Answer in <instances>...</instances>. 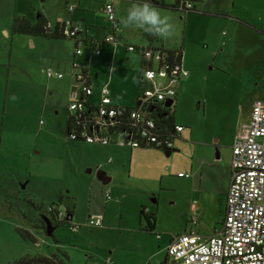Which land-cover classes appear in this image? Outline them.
Returning a JSON list of instances; mask_svg holds the SVG:
<instances>
[{"label":"rangeland","instance_id":"rangeland-1","mask_svg":"<svg viewBox=\"0 0 264 264\" xmlns=\"http://www.w3.org/2000/svg\"><path fill=\"white\" fill-rule=\"evenodd\" d=\"M5 1L7 7L2 10L3 16L0 15V23H8L9 30L7 34L0 32V264H11L25 256H48L58 252L65 253L67 264H105L108 260L110 264H156L150 257L158 244L156 235L148 236L146 241H136L124 230L133 224L123 216L121 206H117V194L125 196L127 204L134 202L133 193L124 185L129 180V155L127 167H123L112 182L103 184L97 179V165L91 167L89 159L96 157L91 146L100 144L67 139L66 121L73 88L65 86L66 79L48 78L45 70L58 71L55 69L59 63L58 54H64L62 59L67 74L75 72L72 66L74 40H70L71 46L66 51L57 49L55 55L45 49L33 52L27 42L30 38L12 30L13 20L23 17L30 8L31 19L37 16L34 8L44 6L48 13H55L57 0H27L25 8L21 5L24 0H18L19 8L8 7L10 0ZM86 1L91 8L94 3L95 8L105 9L106 0ZM117 1L120 3L116 4L117 12L123 21L127 10L132 7L128 2L133 1ZM234 1L237 0H201L196 4L197 14H188L186 19H182L179 11L165 9L159 12L162 18H167L170 31L167 36L158 38L171 48L182 46L186 39L185 57L194 68L193 89L182 97L179 106L171 108L175 110L176 122L186 125L183 135L190 132L187 123L198 117L195 103L208 101L209 105L214 104L209 112L221 103L230 108L229 114L237 112L246 116L249 103L252 106L254 101H264V30L259 29L263 25L256 17L252 21L255 27L250 29L256 36L249 31L231 28L234 18L247 13L232 9ZM172 3L175 4V0ZM104 12L105 15L106 9ZM122 21L117 24L118 33H124L130 40L141 33V29L134 26L125 27ZM108 26L111 29L110 22ZM241 33L243 37H240ZM80 47L83 55H78L76 60L82 57L90 63L99 58L91 57L90 47ZM103 50L104 56L123 59L124 47L112 52ZM254 50L258 51L257 57L252 53ZM126 57L129 58L126 62L128 68L132 64L136 66V55L131 53ZM117 68H120L118 64ZM147 87L148 83L138 85L129 95L114 90V100L121 106L133 107L135 97L142 96ZM197 120L198 126L203 128L205 121ZM230 122L232 128L227 137L223 129L217 131L223 142L230 140L235 126L238 130L235 140L242 139L243 133L248 132L244 123L237 121L234 125L233 121ZM112 140H117V136ZM181 156L182 163L190 157L184 151ZM153 189L159 191L154 185ZM108 193L110 201L105 198ZM158 195L162 202L168 200L167 190H160ZM52 206L65 217L68 210L74 211L71 223L77 226L76 232L68 222L57 224L55 216L49 212ZM104 208V225L90 226L89 215H98ZM43 216L57 225L53 239L41 227ZM160 226L170 228L165 220L160 221ZM26 232L34 240L25 239L23 233ZM162 234L166 238L165 232Z\"/></svg>","mask_w":264,"mask_h":264},{"label":"crops","instance_id":"crops-1","mask_svg":"<svg viewBox=\"0 0 264 264\" xmlns=\"http://www.w3.org/2000/svg\"><path fill=\"white\" fill-rule=\"evenodd\" d=\"M131 1L133 2L125 0V2H128L132 6L144 0ZM172 1L163 0L168 6L166 8H161L153 4L152 7L158 12L165 11V9L179 11L183 15L182 19H186L188 14H197L196 10L181 9L180 0H175V4ZM26 2L27 0L22 2L21 5L23 8L27 6ZM57 3L58 9L55 13H48L43 6L41 9H33L34 12H37V16L35 18L33 17V19L30 17L31 8L24 14V18H17L26 19L35 26L39 23L42 24L44 21L50 23L61 21L71 22L73 27L80 30V35L74 40L75 53H73V59L75 60L72 66L75 72H71V76L67 74L66 63L62 59V55L64 54H58L59 63H56L57 68H55L58 71H53L62 73L64 77L62 79L51 77L56 78V80H67L65 86L70 85V88H73L70 99L73 92L78 88L76 77L80 73L86 74V79L93 90L90 100L94 104L99 102L101 90L105 86H108L110 89L113 103L121 106L114 100V90H119L120 94L125 93L129 95L134 93L138 85H145L146 82L143 80V72L147 66V62L150 60L140 51H130L129 47L149 51H159L161 49L165 51H178L179 58L176 64L184 67L189 72V76L179 83L173 106H179L183 101L182 97L193 89V80H191V77L194 68L187 62L185 57L184 48L186 39L182 46H174L171 48V46H167L165 41L158 38V36L141 30L140 34L135 35L130 40L131 38L124 33L120 34L117 32V24L122 21V15L119 16L117 12L116 4H120L117 0L104 1L105 9L108 4H112L116 17L115 23L109 20L107 12V15H104V8H99L98 6V8H95L96 5L94 3H91L93 6L91 8L86 0H57ZM101 5L103 6V2ZM9 6L19 8L20 2L18 0H10ZM174 6L178 7L179 10L171 8ZM6 7L7 1L0 0V15L3 16L2 10ZM232 9L247 11V13H244L241 18H234L233 23H231V28L249 31L256 36L255 31L250 29L252 26L255 27L252 21L256 17L260 21L259 23L263 25V28H258L264 30V0H237L233 2ZM109 22L112 25L111 29L108 26ZM7 25L8 23L5 25L2 21L0 23V32L4 31L7 34L9 32ZM109 32L111 35H108ZM111 36L115 37V41H108V38ZM240 37H243L242 33ZM28 38L30 39L27 42L33 52L45 49L50 50L55 55L57 54V49H59V52L66 51L71 46V43H69L70 40L45 39L41 36H28ZM253 43L256 45V42ZM80 45L90 47L91 57L99 58L89 63V61L80 57L83 55ZM119 47H124L125 57L123 56V59L114 60L112 56H106V54L104 56L105 51L103 48L112 52L116 51ZM78 51L80 52L78 53ZM131 53L138 57V62L136 66L132 64L128 68L126 62H128L129 58L126 56ZM252 53L257 57V50H254ZM78 55H80V58L77 60L83 63H79L76 60ZM166 60L175 63L174 61ZM117 64L121 69L117 68ZM101 69H105V71ZM47 70L49 69L45 70L46 73ZM148 88L149 84L146 89ZM142 97L143 95L135 97V105L140 103ZM253 104L252 106L251 103L248 104L246 116H240L237 112L233 115L229 114L228 111L230 108L222 106L221 103L210 112L209 108L210 106L213 107L214 104L209 105L208 101L203 104L201 102L195 103V108L198 112L197 118H201L205 121V124L203 128H200L198 126L200 124L199 121L193 117L192 122L187 123L190 126V132L186 134L187 136L183 135L185 131L184 126L186 125L176 122L175 110H173L175 126H182L184 130L175 137L174 148L171 151L149 146L139 148L120 147L116 144V140L104 146H91L93 147L91 152L97 157V160H95L96 157L94 156L89 158L91 167L97 165V170L106 173V184L112 182L115 179V175L123 167H127V155H129V180L124 185L129 189V192L133 193L134 202L127 204V198L117 194L119 198L117 200V206H121L123 216H127L129 223L133 224L127 226L124 230L128 231V234L136 241H146L148 236L156 235L158 244L151 251L150 256L152 259H155L156 264H167L168 247L177 236L193 232L201 238L207 239L222 231L226 218L227 196L232 182V150L236 142L245 140L248 132L243 133L244 136L242 139L235 140V135L236 133L238 134V130L236 131L237 127L235 126V133L231 136L230 140L223 142L220 140V136L217 135V131L223 129L225 131V137H227L232 128L230 121H233L234 125H236L237 121L244 123L249 131ZM69 115L70 112L68 113V117ZM196 121L198 124L195 123ZM88 150L90 152V149ZM126 150L130 151L129 154H126ZM182 151L185 152V155H190L189 158L184 159L185 163L181 161L183 159L181 156ZM98 153H100V158L98 157ZM153 185L159 188V191L153 189ZM114 187L116 188V186ZM160 190H167L168 200L166 202H162L161 197H159ZM153 196L154 198H152ZM105 198L110 201L111 195L108 193L105 195ZM53 207L55 208V206ZM105 211V208L103 210L100 209V213L98 214L103 218L102 226L104 225L103 213ZM144 214L150 216L155 215V226L152 232L149 231ZM98 215H89V218ZM73 216H68V219L70 225L77 229V226L71 223ZM163 220L170 224V228L165 229L160 226V221ZM159 230L165 232L166 238H163V234ZM105 264H110L109 260Z\"/></svg>","mask_w":264,"mask_h":264},{"label":"built area","instance_id":"built-area-1","mask_svg":"<svg viewBox=\"0 0 264 264\" xmlns=\"http://www.w3.org/2000/svg\"><path fill=\"white\" fill-rule=\"evenodd\" d=\"M180 7L191 10L192 3L180 0ZM106 12L115 23L112 4L106 6ZM77 30L65 31V34L75 36ZM108 41H115V37H109ZM129 50L136 52L137 49L129 47ZM143 54L150 60L143 72V80L149 88L140 101L145 109L143 113H147L152 104L174 100L179 83L188 78L189 72L177 62L167 61L160 51L144 50ZM46 74L49 78L64 77L51 69ZM76 79L78 88L71 96L69 112L77 116L78 122L69 134L71 141L108 145L112 137L117 136L116 144L120 147L174 148L175 137L184 130L182 126L175 127L174 139L159 135L153 120H143L134 131L118 132L122 119L119 117H124L125 109L113 103L109 87L101 90L100 100L94 104L90 100L93 90L86 74L80 73ZM127 118L141 119V115L131 112ZM88 224L100 227L103 218L92 216ZM167 264H264V101L253 105L248 134L245 140L236 142L232 150V182L222 231L207 239L193 232L177 236L168 247Z\"/></svg>","mask_w":264,"mask_h":264},{"label":"trees","instance_id":"trees-1","mask_svg":"<svg viewBox=\"0 0 264 264\" xmlns=\"http://www.w3.org/2000/svg\"><path fill=\"white\" fill-rule=\"evenodd\" d=\"M201 0H189V2L192 3L191 10H196V4L200 2ZM144 2V1H143ZM149 4H153L155 6L166 8L168 7L163 0H147ZM172 9L179 10L178 7H171ZM70 24H67V22L61 21V22H54L50 23L48 21H44L42 24L38 25H32L28 20L17 18L13 22V30L16 34L20 35H26V36H41L45 39H55V40H76L81 32L78 29L75 36L66 35L65 31L74 30L75 27L69 22ZM51 24V27H48V25ZM69 29V30H68ZM91 43V41H90ZM99 44V43H95ZM140 51L143 53L144 49H137L135 50ZM162 53V56L168 60L177 62L179 55L178 51H165V50H159ZM121 107V106H118ZM152 109L150 110V107L147 111V113L144 112V107L138 103L137 105L133 107H121L125 109L124 117L120 116L121 119V125H118L117 131L123 132L125 129L129 131H134L137 129V126L141 125V122L143 120H153L156 123L158 134L165 138H172L174 139V131H175V124H174V117H173V111L172 107L168 108L165 107V103H155L151 105ZM91 108L87 109V113ZM131 112H138L141 115V119H130L127 118L130 116ZM146 114V115H145ZM166 114V115H165ZM118 118V117H117ZM77 116L69 115L66 122V131H67V139L71 141L70 139V133L73 131V126L77 123ZM153 148H156L152 146ZM158 149V148H157ZM164 150V149H162ZM171 151V150H168ZM51 209H54L52 206ZM51 209L49 212H51ZM58 213H61L60 211L56 210ZM68 216L72 217L74 215L73 210H68L67 212ZM144 217L147 220L149 231L152 232L154 230L155 226V215H146L144 214ZM71 226V225H70ZM43 230L46 233V226L43 225ZM72 230L75 227H72ZM23 236L27 240H34V238L29 233H23ZM50 238H54V235H51ZM35 243V242H34ZM68 258L65 255V253H53L48 256H25L22 257L16 261H14L11 264H67Z\"/></svg>","mask_w":264,"mask_h":264},{"label":"clouds","instance_id":"clouds-1","mask_svg":"<svg viewBox=\"0 0 264 264\" xmlns=\"http://www.w3.org/2000/svg\"><path fill=\"white\" fill-rule=\"evenodd\" d=\"M122 22L125 27L134 26L144 32L161 37L167 36L170 31L167 18H162L159 12L147 0L134 4L128 9Z\"/></svg>","mask_w":264,"mask_h":264},{"label":"water","instance_id":"water-1","mask_svg":"<svg viewBox=\"0 0 264 264\" xmlns=\"http://www.w3.org/2000/svg\"><path fill=\"white\" fill-rule=\"evenodd\" d=\"M173 104H174V100H169V101L165 102V107L170 108L173 106ZM97 179L102 181L104 184H106V182H107L106 173L104 171H99L97 173ZM44 220H45L46 226H47V235H48V237H50L51 235H53V232L55 229L52 228L51 220L48 217H45Z\"/></svg>","mask_w":264,"mask_h":264},{"label":"flooded vegetation","instance_id":"flooded-vegetation-1","mask_svg":"<svg viewBox=\"0 0 264 264\" xmlns=\"http://www.w3.org/2000/svg\"><path fill=\"white\" fill-rule=\"evenodd\" d=\"M50 213H52L55 216L57 224L58 223L62 224V223L68 222L69 225H70V222H69V219H68V214L66 215V217L64 216V214H62L61 216H59V213L56 211V209H53ZM45 217H47V216H43L40 219L41 227H43L44 224L46 226V222L44 220ZM56 227H57V225L54 224V223H52V228L56 229ZM46 234H47V226H46Z\"/></svg>","mask_w":264,"mask_h":264}]
</instances>
